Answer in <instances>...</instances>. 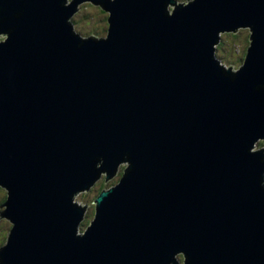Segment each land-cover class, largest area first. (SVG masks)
Returning a JSON list of instances; mask_svg holds the SVG:
<instances>
[{"label":"water","instance_id":"95a60500","mask_svg":"<svg viewBox=\"0 0 264 264\" xmlns=\"http://www.w3.org/2000/svg\"><path fill=\"white\" fill-rule=\"evenodd\" d=\"M0 36V264H264V0H0Z\"/></svg>","mask_w":264,"mask_h":264},{"label":"rangeland","instance_id":"374dc122","mask_svg":"<svg viewBox=\"0 0 264 264\" xmlns=\"http://www.w3.org/2000/svg\"><path fill=\"white\" fill-rule=\"evenodd\" d=\"M87 3L88 4L85 3L82 5H79L80 6L78 8L79 14L73 16L72 22L74 23V27L76 28L77 31L82 32V33H93L94 31H100L102 28H104L103 23L101 22V19L102 18L107 19L109 17V14L103 12L101 7L98 4L95 5V4H92L91 2H87ZM169 10H173V8H171ZM102 12L105 16H103ZM106 23H107V20H105V24ZM104 29L106 30V28H104ZM105 30H104V32H105ZM95 35L99 36L97 34H95ZM104 35H102V36H104ZM236 35H237V38L234 39L232 37L231 38L228 37L227 34H222L220 42L223 43L224 45L222 46V49H217V52H216V57L221 62L222 65H224L225 67L233 65L234 69H237V66L239 65V63L227 64L226 62H224V58L229 60L228 56L235 54V56H234V58H235L237 56V54L240 55L243 52V49L245 48V41H246L245 38L249 37V31L247 29H241V30H239V32L236 33ZM2 39H3V37L0 36V40H2ZM260 142H261V146H260L259 142L256 143L255 146L258 148L257 149L254 148V150L264 149V140L260 141ZM126 166L127 165L123 166V168L124 167L126 168ZM112 182H114L113 179L111 182H104V183L109 184V187H110L111 186L110 184ZM109 187H107V188H109ZM1 196L2 195H0V197ZM94 196H96V192L95 193H94V191L88 192L81 199H79L77 201L81 205L88 206V210L86 213L87 217L84 220V222L88 221V223H89L91 218L93 217L90 210H91L93 203H94V200H95ZM3 209L4 208H2V207L0 208V213L3 211ZM6 224H9V223L4 218H1L0 219V242L2 241V237H3L2 234L4 233L2 231L8 230L9 226H7ZM7 233H8V231H7ZM5 243H6V241H5ZM2 245H0V246H2Z\"/></svg>","mask_w":264,"mask_h":264},{"label":"trees","instance_id":"16d2710c","mask_svg":"<svg viewBox=\"0 0 264 264\" xmlns=\"http://www.w3.org/2000/svg\"><path fill=\"white\" fill-rule=\"evenodd\" d=\"M178 1H184V0H178ZM102 14H103V12H102ZM103 16H105L104 14H103ZM105 19L106 18H102L101 19V22L103 23V26H104V28H106V24H105ZM107 20V19H106ZM102 26V27H103ZM101 27V28H102ZM104 28H102L100 31H94L93 33H82V32H80L82 35H84V36H90V35H95V34H97V35H99V37L100 36H102V35H104ZM74 29H75V31H77L76 30V28L74 27ZM79 32V31H78ZM227 36L228 37H232V38H234V39H236L237 38V35L236 34H227ZM245 38V37H244ZM246 39V41H245V48L243 49V52L240 54V55H238L237 54V56L234 58V56H235V54H233V55H231V56H228L229 57V60L228 59H226V58H224V62H226L227 64H230V63H234V64H237V63H241V61L244 59V56H245V53H246V49H247V46H248V37H246L245 38ZM224 44L223 43H221L220 45H218L217 46V49H222V46H223ZM221 57V56H220ZM259 144H260V146H261V142H259ZM107 187H109V184H105V183H102V184H100V186L98 187V189L96 190V191H94V193L96 192V196L102 191V190H104V189H107ZM0 195H2L1 197H0V205H2V203L4 202V200H5V197H6V194H5V191L2 189V188H0ZM5 196V197H4ZM96 196H94L95 198H96ZM91 213H92V216H93V214H94V208L92 207L91 208ZM92 219V218H91ZM84 225H88L89 223H88V221H86V222H84L83 223ZM7 226H9L8 227V230H3L2 232H4L3 234H2V241L0 242V245H2V244H4L5 243V241H6V239H7V231H9V229H10V225L9 224H6ZM1 232V233H2ZM5 240V241H4ZM182 259V258H181Z\"/></svg>","mask_w":264,"mask_h":264},{"label":"flooded vegetation","instance_id":"af4514ba","mask_svg":"<svg viewBox=\"0 0 264 264\" xmlns=\"http://www.w3.org/2000/svg\"><path fill=\"white\" fill-rule=\"evenodd\" d=\"M123 166L124 165H121L119 168H118V170H117V172L114 174V176L112 177L113 178V180H114V182H112L110 185L111 186H114V185H116L118 182H119V180H120V178L122 177V174H123V172H124V168H123ZM105 176L103 175L101 178H100V180H99V182H100V184H102V183H104L105 182ZM104 181V182H103ZM100 184H99V186H100ZM106 184V183H105ZM110 186V187H111ZM93 208H94V206H92ZM182 259H181V261L183 260V257L182 256H180Z\"/></svg>","mask_w":264,"mask_h":264},{"label":"bare ground","instance_id":"6f19581e","mask_svg":"<svg viewBox=\"0 0 264 264\" xmlns=\"http://www.w3.org/2000/svg\"><path fill=\"white\" fill-rule=\"evenodd\" d=\"M84 4H85V2H84ZM86 4H88V3H86ZM79 7H80V6H79ZM97 7H98V6H97ZM105 20H106V19H105ZM106 24H107V23H106ZM107 27H108V25H106V28H107ZM239 30H241V29H239ZM238 32H239V31H238ZM221 37H222V36H221ZM220 40H221V39H220ZM219 44H220V43H219ZM219 44H218V45H219ZM98 195H99V194H98ZM98 195H97V196H98ZM97 196H96V197H97ZM180 260H181V258H180Z\"/></svg>","mask_w":264,"mask_h":264}]
</instances>
